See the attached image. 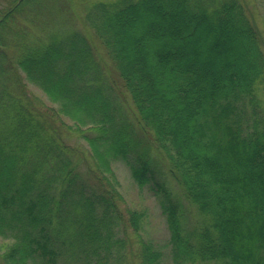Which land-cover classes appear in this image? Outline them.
Segmentation results:
<instances>
[{"label":"trees","instance_id":"obj_1","mask_svg":"<svg viewBox=\"0 0 264 264\" xmlns=\"http://www.w3.org/2000/svg\"><path fill=\"white\" fill-rule=\"evenodd\" d=\"M33 6L15 0L0 10V79L12 82L0 90V235L14 238L4 264L123 260L119 227L139 229L144 212L123 220L115 187L99 188L74 167L63 131L87 123L81 136L97 168L112 173L111 157L123 158L136 183H150L159 196L173 264H264V51L244 1L112 0L92 2L85 14L136 122L196 207L193 222L157 176L152 145L123 113L86 36L69 31L42 41L14 29ZM15 69L58 108H39L24 89L9 91L24 84ZM137 255L160 264L163 253L139 238Z\"/></svg>","mask_w":264,"mask_h":264},{"label":"rangeland","instance_id":"obj_2","mask_svg":"<svg viewBox=\"0 0 264 264\" xmlns=\"http://www.w3.org/2000/svg\"><path fill=\"white\" fill-rule=\"evenodd\" d=\"M15 0H0V10L10 7ZM108 2L112 0H33L34 6L32 13L24 11L18 14L15 20V28L19 32H29L44 41L49 39L56 33H66L69 31H79L86 36L88 41L92 44L95 51L96 59L103 73V77L108 84H111L114 93H116L119 105L125 115H127L135 126L139 135L146 136L149 145L151 162L156 165L160 173H157L159 179H162L166 186L170 189L174 197H176L182 204L185 214L190 222L199 218L196 207L185 199L182 188L172 178L168 172L169 160L167 156L157 148L153 142L150 131L142 130L136 122V109L128 92L122 87V81L118 70L115 67L114 61L108 54L105 46L100 41L95 33L93 27L87 22L85 14L88 6L92 3ZM246 4L247 10L260 35L261 48L264 51V0H242ZM28 8V7H27ZM9 30L5 33L8 36ZM35 39V38H34ZM39 40V41H40ZM10 46V45H9ZM13 45L8 48L13 51ZM17 77H20L24 83L21 88L18 85L9 87V91L16 94L20 89H24L27 95L36 98V105L39 108H58V103L51 101L47 94L36 84L29 81L21 70L14 71ZM9 83L12 85L10 79H0V90L7 89ZM11 89V90H10ZM264 96V89H261ZM63 122L71 126L74 125V120L69 116L60 115ZM137 123V124H136ZM90 123L81 126L82 130H76L75 127L64 128L63 140L67 142L73 149L74 167L80 173L82 178L96 184L99 188L114 186L119 197L116 199L117 211L121 214L122 219L131 210H138L144 212V218L140 222V228L137 230L126 225L119 229L123 230L124 249L123 260L117 264H142L138 253V240L143 238L145 241L151 243L155 248L162 251V259L160 264H173L169 242V230L166 223V217L162 212L160 205V198L151 188V184L147 183L140 186L133 178L131 168L126 163V160L120 157L110 159V168L112 173L102 171L97 168L96 163L91 155V151L87 144V140L82 135L83 132L88 131ZM88 134H95L89 131ZM107 177V178H106ZM106 181V183H105ZM150 186V187H149ZM122 236V234H120ZM14 238L11 236L5 237L0 235V264H4L3 255L11 247ZM62 260H59L61 264ZM27 264H33L30 261ZM195 264H214L213 262H196Z\"/></svg>","mask_w":264,"mask_h":264}]
</instances>
